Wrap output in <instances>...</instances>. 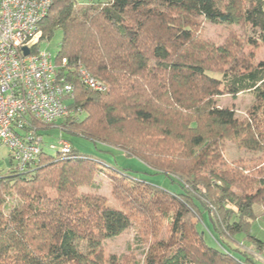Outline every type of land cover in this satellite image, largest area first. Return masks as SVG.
<instances>
[{
    "label": "trees",
    "instance_id": "obj_1",
    "mask_svg": "<svg viewBox=\"0 0 264 264\" xmlns=\"http://www.w3.org/2000/svg\"><path fill=\"white\" fill-rule=\"evenodd\" d=\"M202 21L241 25L254 34L248 46L264 44V0H53L42 40L62 31L58 75L75 86L60 129L177 178L182 192L72 145L66 155L42 147L23 171L0 168V264H264V241L251 233L264 217V167L224 157L226 142L264 153V61L240 41L202 38ZM82 69L107 90L85 86ZM244 92L255 99L249 117L216 107ZM54 125L29 118L25 128L43 142ZM98 174L118 207L81 191L97 188ZM131 227L142 258L106 257L105 243Z\"/></svg>",
    "mask_w": 264,
    "mask_h": 264
},
{
    "label": "built area",
    "instance_id": "obj_2",
    "mask_svg": "<svg viewBox=\"0 0 264 264\" xmlns=\"http://www.w3.org/2000/svg\"><path fill=\"white\" fill-rule=\"evenodd\" d=\"M52 5L53 0L0 1V149H9L10 167L19 171L42 151V138L33 140L27 133V119L56 123L70 113L67 101L75 91L74 84L58 75L56 57L39 48L41 24ZM80 78L90 89L107 90L84 69ZM59 146L65 155L72 149L64 139Z\"/></svg>",
    "mask_w": 264,
    "mask_h": 264
},
{
    "label": "rangeland",
    "instance_id": "obj_3",
    "mask_svg": "<svg viewBox=\"0 0 264 264\" xmlns=\"http://www.w3.org/2000/svg\"><path fill=\"white\" fill-rule=\"evenodd\" d=\"M100 1L101 0H77V3L78 5H83L97 3ZM200 35L207 41L214 42L217 45H223L227 41L231 44L234 40L237 42L240 41L243 44L244 54H248L250 52L254 53L253 62L255 63V65H257L260 61H264V44L258 43L257 47L248 46L242 39L244 38V36L249 35L253 37L254 34L250 30L241 27V25L228 26L202 21ZM234 36H236L237 38ZM62 38L63 33L61 30H58L51 38V40H43L40 43L39 48L41 50H48L54 55V57H57V54L61 47ZM235 51L239 52L238 50ZM254 101L255 99L251 92H244L237 96H232L225 93L218 98L216 107L219 109L229 110L236 117L245 118L249 117V114L251 112L250 110L254 105ZM69 115L71 114L69 113ZM62 121L63 118L58 119L55 125L43 134V142H40V146L43 147V149H45L48 154L56 155L58 152H62L59 146V142L64 139L68 141L79 153L94 157L100 161L105 162L106 165L114 166L119 169H126L137 180H142L144 182L150 183L155 187L168 192H182L181 184L177 178L173 179L163 174H158L144 162L140 161L137 158L126 156L123 151L117 148L108 147L102 143L93 142L92 140H89L82 136L64 132L60 129L59 126ZM224 157L225 160L229 163L243 160L245 164H248L250 161L254 160L260 167H264V153H249L243 149L237 148V146L233 142H226ZM10 165L11 162L9 149L6 147H2L0 149V168H6L5 172H7ZM258 175L259 174H257V176ZM94 183L96 184L97 188L83 187L81 191L104 195L108 199L109 205L111 207H118V203L111 196L110 186L106 176L103 174L96 175L94 177ZM251 233L257 238L264 241V217L259 218L252 225ZM206 234L210 236V239H212L213 243H215L211 232L209 233V231H207ZM214 236L217 239H220V236L216 233H214ZM136 237L137 231L134 227H131L118 238L107 241L103 246L106 257H109L111 255H128L131 252H134L137 258H142L143 252L142 249L138 247ZM245 239L246 236L242 234L237 237V240L240 243L245 241ZM239 246H242V244H240ZM246 246L249 247V243L247 241ZM235 254L237 255V253ZM260 258L264 261V255H262V257Z\"/></svg>",
    "mask_w": 264,
    "mask_h": 264
},
{
    "label": "water",
    "instance_id": "obj_4",
    "mask_svg": "<svg viewBox=\"0 0 264 264\" xmlns=\"http://www.w3.org/2000/svg\"><path fill=\"white\" fill-rule=\"evenodd\" d=\"M25 51H26V54H28V53H29L28 49H25Z\"/></svg>",
    "mask_w": 264,
    "mask_h": 264
},
{
    "label": "crops",
    "instance_id": "obj_5",
    "mask_svg": "<svg viewBox=\"0 0 264 264\" xmlns=\"http://www.w3.org/2000/svg\"><path fill=\"white\" fill-rule=\"evenodd\" d=\"M1 1V0H0Z\"/></svg>",
    "mask_w": 264,
    "mask_h": 264
}]
</instances>
